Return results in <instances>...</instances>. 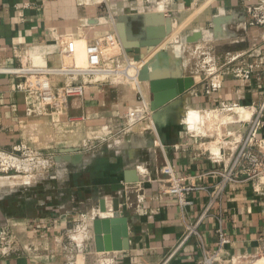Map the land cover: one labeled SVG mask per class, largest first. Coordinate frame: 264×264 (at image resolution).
<instances>
[{"label":"crops","instance_id":"crops-1","mask_svg":"<svg viewBox=\"0 0 264 264\" xmlns=\"http://www.w3.org/2000/svg\"><path fill=\"white\" fill-rule=\"evenodd\" d=\"M260 1L0 0V67H19L25 55L29 62L59 66L64 38L76 39L84 53L87 45L116 32L115 19L121 15L147 12H164L171 27H190L191 32L215 29L214 23L218 24L227 36L208 44L217 69L235 55L253 62L264 57V28L249 24V7ZM128 53L141 56V49ZM50 80L57 87L71 81L64 76ZM22 81L0 73V148L12 152L22 145L54 154L56 159L72 149L82 159L77 165L55 161L49 172L55 176L53 182L0 194V232H11L19 243L6 255L0 248V264H69L54 238L65 236L82 217L96 212L101 217L103 200L106 213L113 212L115 199L121 217L128 219L129 249L98 252L93 232L83 264H198L201 254L196 238L172 254L187 225L202 215L201 232L209 247L222 226L232 239V252H257L264 234V193L254 192L250 182L233 184L207 210L219 179H199L215 167L209 150L218 151L221 131L239 126L220 128L208 118L201 123V118L189 122L186 117L194 129L200 121L198 130L205 135L194 136L187 133L180 116L187 108L197 112L224 103L258 104L264 95V68L251 80L224 71L221 87L208 94L196 81L176 100L177 106L161 111L157 123L140 122L124 135L115 128L127 124V112L140 102L141 93L151 104V89L94 82L83 97L70 100L67 110L55 111L41 104L34 90L21 89ZM33 102L38 104L35 111ZM167 165L178 175L197 176L196 182L207 187L192 195L188 208L164 192L167 176L161 170Z\"/></svg>","mask_w":264,"mask_h":264},{"label":"built area","instance_id":"built-area-1","mask_svg":"<svg viewBox=\"0 0 264 264\" xmlns=\"http://www.w3.org/2000/svg\"><path fill=\"white\" fill-rule=\"evenodd\" d=\"M160 1L167 2V0ZM249 13L251 17L249 24L264 28V0L250 6ZM116 35V32H112L105 39L109 40L110 45L114 46L117 41L113 37ZM102 40L87 45L85 65L77 62L79 51L77 40L68 37L64 38L62 42L61 56L63 60L59 66L51 67L32 61L29 62L25 55L23 57L25 60L22 58L24 63L21 66L15 68L0 67V73L12 74L23 79L19 84L21 89L34 90L37 100H40L41 104L53 106L55 111H64L68 109L70 100L83 97L88 86L93 82L104 81L103 79H109L111 76L120 74V70H118L120 59L116 56L105 60L107 56L101 46ZM122 56L130 62V55L125 48L122 51ZM17 57L21 58L20 55ZM209 59L213 64L209 70L211 81L205 90L207 94L221 87L224 71L232 72L235 76L244 80H251L255 76L259 77L264 68L263 56L251 62L245 60L242 55H235L223 66V69H217L214 60ZM54 76H64L71 81L57 87L50 80ZM32 105V110L35 111L34 107L36 108L38 104L33 102ZM195 111L210 116L208 119L216 121L220 128L232 125L239 126L237 129L227 128L221 133L222 137L217 142L218 151L209 150L210 159L215 167L199 176V179L202 177L219 179L207 210L221 199L227 188L233 184L250 182L254 192L264 193V95L258 104L250 106H244L237 102L224 103L216 109ZM248 112L250 113L249 116H247ZM153 114L150 102L141 93L140 102L130 107L127 112V125L132 127L140 122L152 121L154 120ZM181 115L186 119V113ZM203 120L201 119V123H203ZM183 124H185L188 134L194 136L205 135L201 130L192 128L186 120ZM197 125L201 126L200 121H197ZM55 161L54 154L46 155L40 150L30 149L27 146L15 147L12 152L0 148L1 167L7 168L10 164L27 163L33 164L36 168L46 169L41 172L49 173L55 166ZM161 173L167 176L164 192L174 196L182 208H188L192 205L191 197L195 192L207 188L196 182L197 176L178 175L170 165L163 167ZM102 216H114V211L103 213ZM204 217L205 215H202L194 224L187 225V229L172 256L192 238H196L201 254L198 264H255L259 260L264 261V234L260 238V246L257 252L237 254L231 250L233 245L231 237L222 226H219L216 230V242L214 246L209 247L201 232ZM95 218H97L96 213L93 217H82L65 236L54 238L55 242L61 246L69 264H83L88 250V242L92 239L91 234L94 232L93 221ZM18 245L19 243L14 234L6 230L0 232V248L4 255L15 251ZM100 264H105V262L101 261Z\"/></svg>","mask_w":264,"mask_h":264},{"label":"water","instance_id":"water-1","mask_svg":"<svg viewBox=\"0 0 264 264\" xmlns=\"http://www.w3.org/2000/svg\"><path fill=\"white\" fill-rule=\"evenodd\" d=\"M116 33L122 46L126 50L141 49L144 57L148 49L160 46L172 31L171 22L167 20L164 12H147L144 14H125L115 19ZM210 29L195 30L187 36V42L211 41L215 38H226L224 30H220L218 24ZM207 37V38H206ZM178 39V38H177ZM174 49V48H173ZM171 49V50H173ZM177 50V54L179 50ZM170 51L164 49L157 53L150 61L146 62L139 72V81L148 82L152 93L151 109L153 119L157 123L161 117V111L177 106L176 100L194 84L192 78L183 76L179 57L175 59V68L172 72L153 73L152 66L155 59ZM173 59V60H174ZM103 82H109L104 80ZM94 83V82H93ZM96 83V82H95ZM67 156L56 159L58 163L80 164L81 154L75 150H67ZM105 200L102 201L101 212L106 213ZM113 217H98L93 221L95 246L98 252L123 251L129 249L128 219L121 217V208L118 199L114 201Z\"/></svg>","mask_w":264,"mask_h":264},{"label":"rangeland","instance_id":"rangeland-1","mask_svg":"<svg viewBox=\"0 0 264 264\" xmlns=\"http://www.w3.org/2000/svg\"><path fill=\"white\" fill-rule=\"evenodd\" d=\"M190 34H192L190 27L185 28V26H181L178 29V31L174 30V32L169 37H167L166 41L163 42L160 46L148 49L144 57L138 55L137 56L130 55L129 57L130 62L127 59L123 58L122 56V51L124 48L117 35L113 37V39L117 41V43L114 46L110 45L109 40L106 39L102 40L101 46L102 49L104 50V54L107 56L105 60H107L108 58L111 59L116 56H118V58L120 59L119 60L120 67L118 68V70H120V74L113 77L111 76L109 77V79L106 78L103 80L106 81L108 80L110 82L112 81L114 83L119 84L120 86H125V87L136 86V85L137 87L144 86L150 92V84L148 82L139 81L138 83L137 81L134 80L133 77L135 76V73H138L139 70L142 69V67L144 66L143 60L146 59V57H148V61H150L157 53L163 51L164 49L171 51V49L174 48L179 50L178 52L179 54L176 55V58L179 57L180 59L181 62L180 65L182 68L183 76L184 77L194 76L195 79L192 78L194 83L196 81H201V85L204 86L206 90L211 81L209 76L210 73L209 70L211 68V65L213 64V62H210L209 59L210 58L209 48H208L209 40L189 43L187 42V36ZM83 50L85 51L84 53H81L80 49L77 53V59H78L77 62L81 65L86 64V48ZM111 68L115 69L114 67ZM116 68H117V64H116ZM150 96H152V94H150ZM192 109L194 108H187V110L182 111L181 114H185L187 113V111H190ZM209 117L210 116H208L205 113L201 114V119H207ZM126 120L127 118L125 117V122ZM180 120L184 122V120L186 119L183 117V115H181ZM115 129L116 132L117 131L119 132V135H124L127 133L126 130L129 131L131 127H128L127 124H121L119 128H115ZM113 135L115 134L113 133ZM44 170L46 169L36 168L35 166H33V164H27V163L14 164V165L10 164L7 168L1 167L0 164V194L1 193L8 194L11 191L24 190V188L25 189L32 188V186L35 185L38 186V185L48 184L49 182H53L55 179L53 177L55 176H52L48 172L47 173L41 172ZM44 193L45 192H42V194ZM91 212L89 211V214ZM87 213L85 214L88 215ZM96 214L98 213L96 212Z\"/></svg>","mask_w":264,"mask_h":264},{"label":"bare ground","instance_id":"bare-ground-1","mask_svg":"<svg viewBox=\"0 0 264 264\" xmlns=\"http://www.w3.org/2000/svg\"><path fill=\"white\" fill-rule=\"evenodd\" d=\"M175 31H178L177 28H175V26L172 27V31L170 33V35ZM169 35V36H170ZM168 36V37H169ZM166 41V39H165ZM164 41V42H165ZM176 54H177V50L176 49H173L170 51V53H168L167 55L164 54V55H160L158 56L155 61H154V64L152 66V71L153 73H158V72H172L175 68V62H174V58L176 57ZM148 62V57H146V59L143 60V65ZM139 73H135V76L133 77L134 79H137L139 81ZM250 113L248 112L247 116H249ZM189 122H194L196 121L198 118H201L199 113L197 112H194V111H189L187 114H186ZM199 120V119H198ZM195 125H197V122L195 123ZM193 126V125H192ZM194 127V126H193ZM196 127V126H195ZM199 126L196 127V129H199L198 128ZM255 264H264V261L263 260H259L257 261Z\"/></svg>","mask_w":264,"mask_h":264}]
</instances>
